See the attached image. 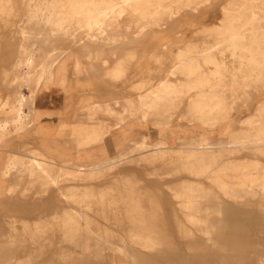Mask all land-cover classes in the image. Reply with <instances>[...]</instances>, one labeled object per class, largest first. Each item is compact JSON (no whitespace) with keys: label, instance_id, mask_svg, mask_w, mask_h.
Returning <instances> with one entry per match:
<instances>
[{"label":"bare ground","instance_id":"obj_1","mask_svg":"<svg viewBox=\"0 0 264 264\" xmlns=\"http://www.w3.org/2000/svg\"><path fill=\"white\" fill-rule=\"evenodd\" d=\"M0 264H264V0H0Z\"/></svg>","mask_w":264,"mask_h":264},{"label":"rangeland","instance_id":"obj_2","mask_svg":"<svg viewBox=\"0 0 264 264\" xmlns=\"http://www.w3.org/2000/svg\"><path fill=\"white\" fill-rule=\"evenodd\" d=\"M215 18L211 19L210 22L207 24H213L215 22ZM188 38L190 37V32H188ZM183 42L178 43V46H182ZM73 92H71L69 95L62 93L60 91H52L47 97V101L44 100V103L40 106V109L45 114V123H51L53 125L60 124L61 121L66 120L67 116L71 112V109L73 106L71 105V102H69L70 98L73 97ZM127 167V166H126ZM131 168V167H130ZM129 169V167H127ZM121 174H128L126 173L123 168L118 172Z\"/></svg>","mask_w":264,"mask_h":264}]
</instances>
